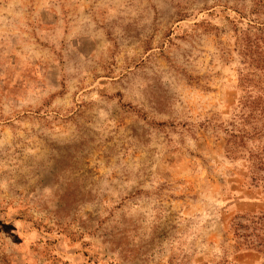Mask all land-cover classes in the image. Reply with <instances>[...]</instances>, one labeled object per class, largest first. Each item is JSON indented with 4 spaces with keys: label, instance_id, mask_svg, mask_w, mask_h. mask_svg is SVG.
Masks as SVG:
<instances>
[{
    "label": "rangeland",
    "instance_id": "374dc122",
    "mask_svg": "<svg viewBox=\"0 0 264 264\" xmlns=\"http://www.w3.org/2000/svg\"><path fill=\"white\" fill-rule=\"evenodd\" d=\"M259 212L264 0H0V264H264Z\"/></svg>",
    "mask_w": 264,
    "mask_h": 264
},
{
    "label": "trees",
    "instance_id": "16d2710c",
    "mask_svg": "<svg viewBox=\"0 0 264 264\" xmlns=\"http://www.w3.org/2000/svg\"><path fill=\"white\" fill-rule=\"evenodd\" d=\"M262 159H258V164H262ZM233 235L243 242L253 244V246L264 252V212L246 213L235 217L231 221Z\"/></svg>",
    "mask_w": 264,
    "mask_h": 264
}]
</instances>
